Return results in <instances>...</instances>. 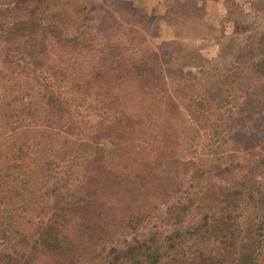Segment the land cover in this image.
Segmentation results:
<instances>
[{"label":"rangeland","instance_id":"obj_1","mask_svg":"<svg viewBox=\"0 0 264 264\" xmlns=\"http://www.w3.org/2000/svg\"><path fill=\"white\" fill-rule=\"evenodd\" d=\"M11 1L0 0V5ZM61 2L71 5L67 15L70 26L59 24L64 28L62 37H76L79 43L66 41L68 46H57L73 68L68 80L62 79L56 87L65 86L63 94L73 107L71 114L80 121L69 133L63 128L67 118L54 119L55 135L46 143L59 155L52 161L63 165V170L79 169L81 159L67 163L65 151L78 149L76 140L87 134L93 136L98 127L110 123L115 116L116 120L124 116L116 129L120 124L126 125V114L132 115L136 124L134 137L126 140L125 147L122 143L110 147L108 133H112V128L99 134V142L91 140L113 151V167L121 173L133 177L143 171L140 160L156 157L159 149L164 151L165 159L173 156L179 162L188 161L189 172L196 166L204 167L202 159L209 162L236 154L244 165L236 170V179L244 187L260 180V176L261 180L257 190L247 193L246 200L236 208L233 227L236 242L241 243L237 254L231 251L224 262L232 264L236 258L243 264L249 260L254 264L253 242H258L260 251L264 234V0H50L51 8L57 9L55 5ZM48 20L46 17L43 23ZM65 48L68 53L63 52ZM122 52L126 58H110ZM156 52L162 55L155 57ZM127 57L138 64L146 62L148 67L144 70H154V74L143 78L133 70L127 82L121 83L108 66L124 68ZM97 65L105 73L99 80L92 75L100 71ZM112 74L117 76L113 81ZM75 82L81 86H71ZM31 94H17L19 105L15 106V113L22 115L18 127L28 147L22 158L14 157L16 163L12 159L15 169L27 155L35 161L48 155V148L41 144L45 140L42 128L47 133L44 118L48 114L40 95L35 91ZM132 143L137 146L132 153L134 159L122 162V155ZM236 147L240 149L234 150ZM8 164L5 159L0 162L2 167ZM56 179L64 182L65 174L61 172L50 182ZM188 185L184 187L189 188ZM148 199L162 204L155 194ZM175 199L172 196L171 200ZM153 222L147 221L138 231L121 228L122 233L116 234L114 241L124 246L138 232L140 236L145 234ZM16 226L25 227L22 222ZM16 239L12 234L11 240ZM261 252L257 264H264V246Z\"/></svg>","mask_w":264,"mask_h":264},{"label":"trees","instance_id":"obj_2","mask_svg":"<svg viewBox=\"0 0 264 264\" xmlns=\"http://www.w3.org/2000/svg\"><path fill=\"white\" fill-rule=\"evenodd\" d=\"M1 4L0 162L5 159L9 164L0 166V264H219L231 251L237 254L241 241L236 242L233 216L246 200V194L257 190L261 176L244 187L235 177L236 170L244 166L236 154L209 162L202 159L204 167L196 166L189 172L188 161L179 162L173 156L165 159L162 149L156 157L140 160L138 164L143 171L135 176L121 173L113 167V151L96 145L94 140L99 142V134H106L104 131L112 128V133H108L112 135V140L108 135L110 147L120 143L125 147L126 140L134 137L136 124V119L126 113V125L120 124L116 129L124 116L118 120L115 116L110 123L98 127L93 136L87 134L76 140L78 149L65 151L64 155L67 163L77 157L82 163L77 170H63V165L52 161L59 158L58 153L46 143L55 135L54 119L67 118L63 128L69 133L80 121L71 114L73 107L63 94L65 86L56 87L62 79L68 80L73 68L70 60L57 51V46L59 43L68 46L66 41L79 43L76 37H62L64 28L59 26L61 23L70 26L67 15L71 5L61 2L55 5L57 9H52L50 0H12ZM46 17L50 19L47 24L43 23ZM67 50L63 52L68 53ZM161 55L155 53V57ZM122 57L126 58L123 52L110 56L113 60ZM127 59L122 64L124 68L108 66L121 83L127 82L133 70L143 78L154 74V70H144L146 62L138 64ZM98 67L100 71L92 73L97 80L105 75L102 67ZM24 80L28 83L24 84ZM74 84L81 86L77 82L71 86ZM31 91L40 95L48 114L44 118L47 133L41 130L46 140H41L42 148H48V155L43 154L37 161L27 155L22 161L21 154L28 144L18 127L22 115L15 113L19 105L16 101L18 93L31 96ZM136 147L128 144L122 162L134 159L132 153ZM80 152L83 156L77 155ZM16 155L23 162L18 169L12 168ZM61 172L65 181L56 179L51 183L50 179L57 178ZM187 183L189 188L184 187ZM151 194L159 196V202L167 203L166 207L156 199H148ZM172 196L175 201L171 200ZM153 220L145 234L140 236L138 232L124 246L114 241V236L122 233L121 228L138 231ZM21 222L25 227L16 226ZM12 234L16 240H11ZM253 243L256 244L253 262L257 264L264 234L260 251H257L258 242ZM232 264L243 263L235 258Z\"/></svg>","mask_w":264,"mask_h":264}]
</instances>
